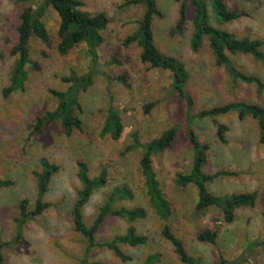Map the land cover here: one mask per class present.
Listing matches in <instances>:
<instances>
[{"label": "rangeland", "instance_id": "rangeland-1", "mask_svg": "<svg viewBox=\"0 0 264 264\" xmlns=\"http://www.w3.org/2000/svg\"><path fill=\"white\" fill-rule=\"evenodd\" d=\"M80 1V8L91 14L104 11L108 24L101 30L103 41L97 47L98 63L92 83L77 93L80 107L75 109V114L81 120V129L68 134L58 120L46 121L38 131L33 129L37 117L57 107L58 100L51 90H66L69 82L64 77L81 76L90 71L85 44L79 43L65 54L58 52L59 17L48 6L42 17L48 41L30 38L31 65L27 67L25 87L4 96L2 88L8 84L15 61L9 50L16 41L19 13L25 6L36 7L39 2L0 0V179L11 181L9 186L0 187V264H81L83 260L141 264L151 253L158 255L154 264H187L178 258L170 241L162 235L165 224L200 264H216L220 255L226 264H264V245L259 243L264 241V140L260 139L257 119L251 115L239 117L232 110L194 117L186 125L187 105L172 93V74L141 62V48L137 43L123 44L124 38L137 29L144 5L129 0ZM155 1L162 16L155 17L152 23L154 42L163 53L177 57L184 64L189 74L186 90L193 98L191 112L240 101L264 106V88L233 80L223 67L215 64L206 38L197 50L191 48L192 0H184L187 18L180 30L175 28L179 2ZM224 2L228 8L244 14L226 23L211 16L212 25L238 38H259L264 48V0ZM230 58L240 71L264 82V64L260 61L242 53L231 54ZM122 74L128 86L114 79ZM151 102L154 105L145 111V105ZM109 106L120 110L123 124V131L116 139L101 136ZM218 123L228 127L225 142L216 135ZM188 126L201 143L208 145L204 173L235 172L209 181L210 192L215 195L256 193L254 205L239 206L230 223L224 221L218 207L197 209L196 186L178 181L192 167ZM171 127L176 128L174 140L166 149L152 155L160 187L171 205L170 217L163 220L148 202L139 165L141 149L126 148L134 132L143 143L161 136ZM41 158L58 166L44 196L50 205L40 215L22 223L17 238L18 203L27 198L29 208H33L37 183L34 174L41 171ZM78 161L87 164L91 177L98 175L102 167L107 171L106 184L93 191L82 209L86 225L92 223L106 196L116 186L130 188L133 198L117 201L114 206L141 205L146 209L144 218L131 223L108 216L95 234V240L101 242L123 234L130 224L134 225L146 240L136 246L118 243L130 256L129 260H121L106 247L98 246L86 252L85 237L74 229L71 209L81 188ZM204 228L217 231L214 243L197 239Z\"/></svg>", "mask_w": 264, "mask_h": 264}, {"label": "trees", "instance_id": "trees-1", "mask_svg": "<svg viewBox=\"0 0 264 264\" xmlns=\"http://www.w3.org/2000/svg\"><path fill=\"white\" fill-rule=\"evenodd\" d=\"M22 3L39 2L36 7L27 5L21 9L16 26V41L9 52L15 57V61L9 73L8 84L2 88V93L7 96L13 92L21 91L25 87L28 75L27 67L31 65L29 57L28 44L30 38L35 36L42 42L48 41V31L42 21L46 8L51 6L59 17V26L57 29L58 43L57 49L61 54L67 53L75 45L84 43L86 55L90 63V71L81 75H70L63 79L69 82L66 90H51V93L57 98L58 103L54 111H49L43 116L37 117L34 131H38L48 120H58L64 130L69 134L73 130L81 129V120L75 114V109L79 108L77 93L85 89L92 83L93 71L96 72L97 65V47L102 43L103 37L101 30L108 24V17L104 11L91 14L82 10L80 0H17ZM179 2V15L175 25L176 29H181L187 18V6L184 0H174ZM131 3H142L145 7L144 13L138 21L137 29L123 40L124 45L137 43L140 48L139 58L141 62L148 63L150 67H157L168 70L172 74L171 90L178 98L186 102V125H190L194 117H207L211 115L227 113L235 110L239 117L251 115L256 118L259 125L260 139L264 140V106L257 103L247 102H229L221 105H215L207 109H202L197 113L191 112L193 98L186 90V83L189 74L184 64L175 56L163 53L154 42L153 25L155 17L162 16V12L156 5L155 0H129ZM194 6V15L192 21V33L190 37V46L197 50L203 40L206 38L208 47L214 58L215 64L225 69L227 74L235 81L244 83H253L258 89L264 88V82L257 76L250 75L240 71L230 58L231 54L242 53L252 56L254 59L264 64L263 41L259 38H249L247 36L238 38L232 32L223 30L212 25L210 19L213 16L221 23L230 22L242 16L244 13L236 9H230L224 0H192ZM119 82L128 86L124 74L114 77ZM154 105L153 102L145 105V111H149ZM228 129L223 123L217 124L216 135L221 142L226 141L225 132ZM187 138L193 149V161L191 171L186 176H180L181 184L193 183L197 188L198 199L197 209L208 207H218L222 213L225 222H232L235 219V210L242 205L252 206L255 203V192H239L223 195H215L207 188V183L214 178L226 174L232 175L235 172H215L207 174L202 171L206 162V151L208 145L201 143L194 132L188 126ZM123 131L120 110L109 106L107 116L104 120L101 136L109 135L111 138H118ZM176 128L171 127L161 136L147 142H140L137 133H133V139L126 150L132 148L141 149L139 161L140 172L146 189V195L150 206L155 213L163 220H167L171 215V205L165 197L157 174L152 165V155L166 149L174 140ZM41 171L35 172L36 198L33 208H29L28 199L23 198L18 203L19 218L16 219V237L20 236L22 223L28 219H33L40 215L47 207L49 202L44 199L48 191V185L52 175L57 172L58 166L46 158L39 160ZM77 176L81 183V188L77 191V197L71 209V218L74 229L79 231L86 240L85 250L88 252L94 247H106L113 251L121 260H129L130 256L125 254L118 243L136 246L143 244L145 236L137 233L136 227L130 224L126 231L121 235H114L108 240L98 242L95 240V234L103 221L108 216H115L125 219L131 223L137 219L144 218L147 214L146 209L141 205L114 206L117 201L133 198V192L125 185L114 187L106 196L103 204L90 225H86L83 219L82 209L89 200L93 191L107 182L106 168L102 167L100 173L96 176L88 174L87 164L83 161L77 162ZM11 184L8 179H0V187H6ZM162 235L173 246L178 258L187 264H200V260L190 255L181 239L176 237L168 224L162 229ZM217 231L204 228L197 234V239L202 242L214 243L217 237ZM264 245V241L259 242ZM219 262L216 264H226V260L220 255ZM158 259L157 253H151L146 256L141 264H154ZM81 264H113L105 261H85Z\"/></svg>", "mask_w": 264, "mask_h": 264}]
</instances>
